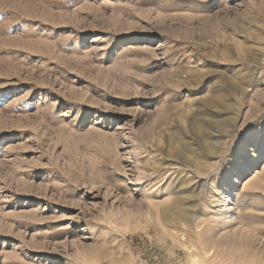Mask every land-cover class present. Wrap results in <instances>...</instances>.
Segmentation results:
<instances>
[{"label": "rangeland", "instance_id": "obj_1", "mask_svg": "<svg viewBox=\"0 0 264 264\" xmlns=\"http://www.w3.org/2000/svg\"><path fill=\"white\" fill-rule=\"evenodd\" d=\"M0 264H264V0H0Z\"/></svg>", "mask_w": 264, "mask_h": 264}, {"label": "bare ground", "instance_id": "obj_2", "mask_svg": "<svg viewBox=\"0 0 264 264\" xmlns=\"http://www.w3.org/2000/svg\"><path fill=\"white\" fill-rule=\"evenodd\" d=\"M180 186L181 185H179V186L174 185V189L171 187L172 190L170 189L171 191L169 193L174 195L175 198H174L172 204L166 210L163 211V212H165V217H164L165 222L171 226L180 225V223L186 222L187 219L189 218V214H190V209L185 207V205H186L185 203H186V200L188 198L183 194V192L181 193ZM182 188H183V186H182ZM182 188H181V190H182ZM189 197L192 198V195ZM189 200H190V198H189ZM207 253H209V251Z\"/></svg>", "mask_w": 264, "mask_h": 264}]
</instances>
